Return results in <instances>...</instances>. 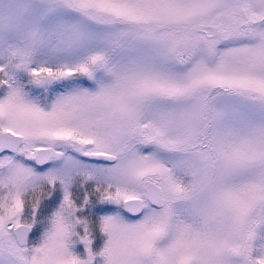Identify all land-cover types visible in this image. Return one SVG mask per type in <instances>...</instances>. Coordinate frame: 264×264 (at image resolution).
Masks as SVG:
<instances>
[{
  "label": "snow or ice",
  "instance_id": "6c2138e0",
  "mask_svg": "<svg viewBox=\"0 0 264 264\" xmlns=\"http://www.w3.org/2000/svg\"><path fill=\"white\" fill-rule=\"evenodd\" d=\"M0 264H264V0H0Z\"/></svg>",
  "mask_w": 264,
  "mask_h": 264
}]
</instances>
